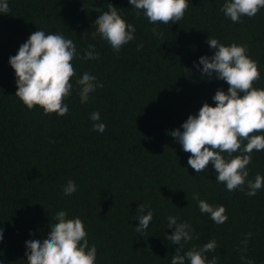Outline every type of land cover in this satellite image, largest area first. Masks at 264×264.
Listing matches in <instances>:
<instances>
[{"label": "trees", "instance_id": "16d2710c", "mask_svg": "<svg viewBox=\"0 0 264 264\" xmlns=\"http://www.w3.org/2000/svg\"><path fill=\"white\" fill-rule=\"evenodd\" d=\"M224 2L188 0L184 18L164 25L150 23L143 12L137 17L129 0H8L10 11L0 13V264H27L26 241L43 242L59 211L82 220L89 247L97 249L95 264H171L178 246L165 239L175 231L168 228L169 216L194 229L184 251L214 239L217 248L206 254L208 260L246 264L243 254L264 264V187L253 197L245 195L246 188L227 191L211 164L196 173L188 165L191 154L170 135L183 131L204 103L215 107L217 90L227 93L225 81L201 74L200 57L216 51L209 37L226 46L245 45L260 71L254 87L264 89V8L234 23L221 11ZM108 4L136 28L135 39L119 53L93 37ZM37 30L72 39L79 57L89 45L99 54L97 60L72 61L76 75L62 117L45 115L39 106L29 110L15 96L9 59ZM84 72L103 87L82 104L76 80ZM93 112L100 113L105 132L93 130ZM252 155L248 179L254 181L257 173L264 176V151ZM69 180L77 191L65 196ZM193 193L223 205L227 222L217 225L201 213ZM140 204L153 211L143 233L136 232ZM247 233L252 236L242 253Z\"/></svg>", "mask_w": 264, "mask_h": 264}, {"label": "clouds", "instance_id": "9594fccd", "mask_svg": "<svg viewBox=\"0 0 264 264\" xmlns=\"http://www.w3.org/2000/svg\"><path fill=\"white\" fill-rule=\"evenodd\" d=\"M129 3L139 17L141 12L152 24H172L181 21L188 9V0H129ZM264 8V0H225L221 11L234 23L241 21L242 16L255 17ZM10 11L8 0H0V13ZM99 9L96 10L98 12ZM97 30L93 33L106 41L112 49L119 53L122 46L135 39L136 28L126 22L118 13L117 7L108 4V10L98 15L95 21ZM157 34V29H152ZM162 35V33H160ZM210 48L215 49L213 56H201V74L225 81L229 87L227 93L217 90L213 96L215 107L204 103L197 115H189L182 124L183 131L176 129L171 136L190 153L188 165L203 173L211 164L217 172L216 182L226 185L229 192L240 190L245 195L253 197L264 187V176L256 174L254 181L249 180L248 165L252 163L254 151H264V89L254 87L260 80L258 62L247 54L245 45L233 42L226 46L216 38L206 41ZM143 45H138V50ZM97 60L95 45H89L83 57H79L77 46L72 39L62 34L45 33L37 30L23 43L9 63L15 71L17 91L15 96L29 110L35 106L43 109L45 115L57 114L65 116L68 105L65 99L71 95L73 84L71 79L76 75L72 64L74 59ZM97 78L88 72L76 80L81 103H87L90 93L103 84H98ZM241 93L243 95H241ZM90 119L93 130L103 133L106 125L100 121V113L93 112ZM246 141V143H244ZM239 153L237 155H233ZM77 191L74 181L69 180L63 188V195L70 196ZM201 213L210 216L217 225L227 222L226 208L223 205L214 206L201 200L199 193H193ZM147 209V214H144ZM65 211L55 215L57 221L50 227L47 238L26 241L27 264H95L97 249L89 247L88 234L79 217L66 218ZM135 219L139 220L137 233H143L153 221V211L149 206L140 204ZM175 227L173 234L165 237L173 245H177L171 264H218V258L207 259V253L217 248L216 240H210L200 247L193 246L184 251L187 243L194 239V229L187 222L177 221V217H168V228ZM252 233H247L241 241L242 253L247 251V245ZM3 239V228L0 227V241ZM195 239H199L195 236ZM183 252V254H181ZM241 260L246 264H254L246 260L242 254Z\"/></svg>", "mask_w": 264, "mask_h": 264}]
</instances>
